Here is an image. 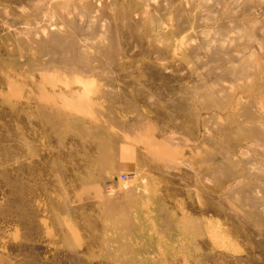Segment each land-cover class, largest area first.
<instances>
[{
	"label": "rangeland",
	"instance_id": "374dc122",
	"mask_svg": "<svg viewBox=\"0 0 264 264\" xmlns=\"http://www.w3.org/2000/svg\"><path fill=\"white\" fill-rule=\"evenodd\" d=\"M0 264H264V0H0Z\"/></svg>",
	"mask_w": 264,
	"mask_h": 264
}]
</instances>
